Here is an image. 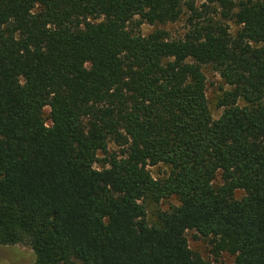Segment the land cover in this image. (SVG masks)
Wrapping results in <instances>:
<instances>
[{
    "label": "trees",
    "instance_id": "1",
    "mask_svg": "<svg viewBox=\"0 0 264 264\" xmlns=\"http://www.w3.org/2000/svg\"><path fill=\"white\" fill-rule=\"evenodd\" d=\"M204 66L229 87L217 119ZM170 197L150 225L146 201ZM187 231L264 264V0H0V246L33 264H213Z\"/></svg>",
    "mask_w": 264,
    "mask_h": 264
},
{
    "label": "rangeland",
    "instance_id": "2",
    "mask_svg": "<svg viewBox=\"0 0 264 264\" xmlns=\"http://www.w3.org/2000/svg\"><path fill=\"white\" fill-rule=\"evenodd\" d=\"M193 1L195 7H199L204 0H189ZM191 15V12L188 10L187 6H183V12L178 21L175 23L167 24L161 26L164 29L170 38L181 37L185 31L189 28L188 19ZM231 30L235 28L231 25ZM153 29L152 26L148 24H142L140 26V33L143 35L148 34ZM203 72L206 77V98L207 103L210 109V112L214 119H217L221 113L222 108L217 107V101L221 97L222 93L228 90L219 74L215 72L212 67L204 66ZM49 111V108H45V113ZM110 152H119V148L114 144L110 143L108 146ZM103 155L99 154V159H102ZM96 168H101L100 163L94 165ZM149 172L155 178L162 177L163 174L167 172V169L163 165H157L153 167H148ZM219 178L215 181L218 183ZM242 193L237 191L235 196L236 198L241 197ZM178 204L175 197H170L168 199L162 200L158 204L150 203L146 201L145 207L147 211V221L150 225H153L156 222V213L160 210L168 211L172 206ZM186 237L190 249L199 254L204 260L213 263V264H231L234 260V256L228 253H219L216 254L212 247L211 241L209 238H203L195 231H187ZM34 255L31 248L25 244H16L13 246H0V264H33Z\"/></svg>",
    "mask_w": 264,
    "mask_h": 264
}]
</instances>
